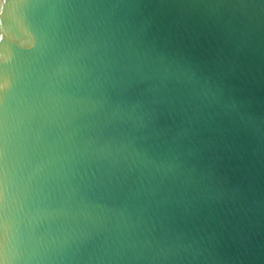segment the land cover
Segmentation results:
<instances>
[{"label": "water", "instance_id": "water-1", "mask_svg": "<svg viewBox=\"0 0 264 264\" xmlns=\"http://www.w3.org/2000/svg\"><path fill=\"white\" fill-rule=\"evenodd\" d=\"M0 264H264V0H0Z\"/></svg>", "mask_w": 264, "mask_h": 264}]
</instances>
